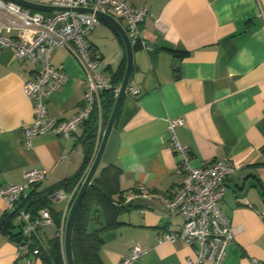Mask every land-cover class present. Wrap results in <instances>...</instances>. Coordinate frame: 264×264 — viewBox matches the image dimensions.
<instances>
[{"label": "crops", "instance_id": "crops-1", "mask_svg": "<svg viewBox=\"0 0 264 264\" xmlns=\"http://www.w3.org/2000/svg\"><path fill=\"white\" fill-rule=\"evenodd\" d=\"M27 1L53 6L54 0ZM126 1L150 10L141 25L146 47L138 44L133 49L134 70L128 85L139 93L126 92L94 176L114 165L121 171L123 191L142 185L147 192L168 197L180 186L181 157L174 151L178 144L187 147L193 167L229 161L234 170L225 180L220 206L239 232L227 246L222 264L264 262V216L260 214L264 208V0ZM26 9L43 15L55 12ZM87 44L91 55L99 57L98 71L103 76L110 78L126 69L124 42L109 22L100 20ZM51 64L61 68L67 79L48 96L47 115L68 119L83 107L87 75L67 47L53 52ZM35 73L30 60H19L11 48L1 51L0 188L23 183V174L36 169L48 173L38 189L43 190L73 175L83 161L78 143L82 126L70 139L48 132L34 137L31 149L25 148L23 130L34 117L35 102L25 94L24 83ZM177 118L184 123L172 132L169 121ZM105 127L101 121V137ZM71 198V193L60 199L54 195L51 211L67 216ZM138 204L121 213L120 227L103 235L102 263L118 264L134 244L143 250L134 264L195 261L194 245L162 238L180 230V214L155 202ZM6 210L0 198V225ZM12 225L13 232H21L17 217ZM61 228L53 224L39 232L49 240ZM0 264H27L19 257L18 242L1 230ZM32 264L43 263L33 259Z\"/></svg>", "mask_w": 264, "mask_h": 264}, {"label": "built area", "instance_id": "built-area-1", "mask_svg": "<svg viewBox=\"0 0 264 264\" xmlns=\"http://www.w3.org/2000/svg\"><path fill=\"white\" fill-rule=\"evenodd\" d=\"M53 6L69 10L43 15L31 13L14 2L0 0V53L4 48H11L19 60H30L36 67L35 78L24 83L25 94L35 102L34 117L23 130L26 149L32 148L34 137L48 132L70 139L77 128L90 118L95 108L101 114L100 94L113 86L110 78L98 71L99 57L91 55L88 50L87 37L100 22L95 12L110 14L117 20L124 21L132 46L140 44L146 47L141 36V25L150 13L148 6L134 8L126 0H54ZM77 8H91L94 12L72 10ZM12 31L16 32L15 36L10 35ZM59 47H67L79 60L87 75L88 84L83 107L68 119L52 118L47 115L46 109L48 96L59 90L67 79L61 68L51 64L52 54ZM115 88L118 92L120 86ZM126 92L132 95L139 93L133 87H128ZM183 123L182 118L170 120L169 129L174 132L175 128ZM174 151L181 157L180 186L175 194L168 197L159 196L147 192L144 186L139 185L136 189L128 191L125 196L128 201L155 202L163 210L180 214L183 222L180 230L166 233L162 238L170 243L179 241L194 245L197 249L196 259L189 260L188 264H222L227 246L239 232V228L231 223L220 206L225 194V180L234 167L227 160L193 167L186 146L178 144ZM91 163L92 160L80 180L81 184ZM23 177V183H9L1 187L0 198L7 205L6 212L16 213L21 223L23 241L18 244L19 257L23 258L25 263L32 264L33 259H39V246L43 244L39 229L54 223L49 210H42L38 215L32 216L26 210L18 209L19 200L24 196L25 190L45 182L48 173L31 169L26 171ZM55 197L64 198L66 194L59 191ZM260 214L264 216V208ZM65 220L64 214L62 228L57 234L62 241ZM32 242L35 245H32ZM142 253V248L134 244L130 253L118 264H134ZM251 263L264 264L257 259H252Z\"/></svg>", "mask_w": 264, "mask_h": 264}, {"label": "trees", "instance_id": "trees-1", "mask_svg": "<svg viewBox=\"0 0 264 264\" xmlns=\"http://www.w3.org/2000/svg\"><path fill=\"white\" fill-rule=\"evenodd\" d=\"M137 47L138 44H135L133 49ZM124 71L125 68L122 67L114 73L110 77L113 87L101 92V114L95 108L90 118L82 125L83 133L78 143L82 146L84 156L79 170L62 182L43 190H38L40 184L35 185L34 191L29 197H21L18 209H24L32 216L38 215L42 210H49L53 223L57 227L62 226L63 218L51 211L52 197L60 190L69 194L76 189L71 198V206L80 189V180L92 160L97 144L101 140L100 123L102 121L106 124L109 119L117 96L115 87L120 86ZM120 177V169L114 165H108L93 177L91 184L86 189L78 207L72 230L71 247L74 264H103L99 257V251L104 244L103 235L121 226L118 220L121 213L141 206L138 202L127 200L125 196L127 191L121 189ZM15 217L16 213L6 212L0 230L5 234H11L19 244L23 240L20 231L19 233L13 232L12 220ZM41 238L43 244L39 246L40 261L43 264H67L64 244L59 236L56 235L49 240ZM32 245H35L34 242Z\"/></svg>", "mask_w": 264, "mask_h": 264}, {"label": "water", "instance_id": "water-1", "mask_svg": "<svg viewBox=\"0 0 264 264\" xmlns=\"http://www.w3.org/2000/svg\"><path fill=\"white\" fill-rule=\"evenodd\" d=\"M5 1H11L16 3L17 5L23 7V8H34L38 10H52V11H63V10H69L68 8H61L57 6H48L45 4H38L34 2H30L27 0H5ZM73 11L76 12H83V13H93V9L91 8H77V9H72ZM95 14L101 19L109 22L115 29L116 31L120 34L125 48H126V54H127V63H126V69L124 72V76L122 79V82L120 84V88L117 92L116 100L114 103V106L112 108L111 114L109 116V119L106 123V127L104 132L102 133L101 140L98 144V146L95 149V152L92 156V163L91 166L86 173L83 182L80 186V189L73 200L67 216L65 220V226H64V238H63V244H64V254H65V259L67 264H74L73 257H72V247H71V240H72V230H73V224L75 220V216L78 210V207L80 205V202L86 192V189L88 186L91 184L92 179L99 167V164L101 162V158L103 156L108 138L110 136V133L114 127L115 121L117 119L118 113L120 111L121 104L123 102V99L126 94V90L128 88L132 72L134 70L133 67V46L131 44V41L127 35V32L125 28L122 26L119 20L114 18L110 14L102 13V12H95ZM34 191V188H27L25 190V197H29Z\"/></svg>", "mask_w": 264, "mask_h": 264}]
</instances>
